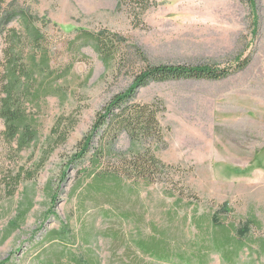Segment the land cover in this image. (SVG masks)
Wrapping results in <instances>:
<instances>
[{
	"label": "rangeland",
	"instance_id": "374dc122",
	"mask_svg": "<svg viewBox=\"0 0 264 264\" xmlns=\"http://www.w3.org/2000/svg\"><path fill=\"white\" fill-rule=\"evenodd\" d=\"M125 1L4 0L8 29L27 38L23 13L43 38L22 58L35 71L38 92L24 104L35 139L15 152L0 119V264H264V0H151L143 10ZM81 30L114 33L122 51L139 47L152 64L249 61L217 80L138 87L134 101L158 108L162 141L149 145L169 173L95 179L129 153V137L118 135L97 165L99 137L80 159L78 144L143 62L104 65ZM140 242L170 258L142 253ZM216 244L233 251L230 263Z\"/></svg>",
	"mask_w": 264,
	"mask_h": 264
},
{
	"label": "trees",
	"instance_id": "16d2710c",
	"mask_svg": "<svg viewBox=\"0 0 264 264\" xmlns=\"http://www.w3.org/2000/svg\"><path fill=\"white\" fill-rule=\"evenodd\" d=\"M120 4L125 0H118ZM136 6H141L142 10L151 5V0H129V7L135 10ZM4 0H0V20L3 21L2 30H6L3 47L0 58V119L3 124L1 135L3 141L8 146H13L15 152L23 150L31 141L35 139L36 128L32 119V115L27 112L24 104L29 97H34L38 90L35 87L34 73L30 64L23 62L22 58L26 52V44L31 49L39 47L42 41V34L36 27L30 17L20 13L21 25L25 32L26 39L21 40L20 35L14 29H8L6 23L8 21V13L4 11ZM6 16V17H5ZM139 16V13L136 14ZM85 38L92 40L96 51L104 65L108 66L114 62L117 66L122 63L120 68H125L132 64L134 60L141 59L143 64L135 67L136 72L133 76L131 86L114 96L96 113L91 129L83 140L78 144L79 152L75 154L76 159L83 158L89 151V145L93 139L98 136L100 147L94 151L89 158L93 165L98 164L101 156L110 157L113 149V142L122 132L129 137L131 149L127 155H117L109 167L94 174L95 179L104 177L117 178H143L148 181H156L160 177L166 176L168 167L154 155L151 149V143L162 141V132L158 122V108L156 104L137 103L134 101L136 89L147 85L151 81H164L169 79H210L217 80L228 76L234 71L244 68L249 59L238 61L234 67L216 68L211 65H186V64H152L148 62L144 52L136 46L133 51L128 53L120 49L121 37L107 32H90L81 30L78 33ZM46 56L42 54L38 63L41 68L47 67L48 61ZM65 138V137H64ZM147 144V145H145ZM21 173L15 174V181L18 182ZM29 173L26 177L31 178ZM11 189L12 183L6 184ZM222 213H227V209L220 206ZM215 223H218L215 220ZM249 225H253L251 221L240 230V234L246 233ZM217 245V244H216ZM221 250L225 261L230 263L232 258L231 251L223 249L224 245H217ZM231 246V243H230ZM139 250L148 254L157 260L169 259L170 256L162 257L151 244H143L140 242ZM231 248V247H230ZM153 252V253H152ZM157 252V253H156ZM203 264V263H202ZM231 264V263H230Z\"/></svg>",
	"mask_w": 264,
	"mask_h": 264
}]
</instances>
